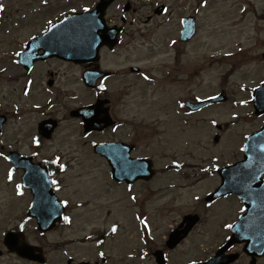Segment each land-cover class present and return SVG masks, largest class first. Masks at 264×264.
Here are the masks:
<instances>
[{"label": "rangeland", "instance_id": "rangeland-1", "mask_svg": "<svg viewBox=\"0 0 264 264\" xmlns=\"http://www.w3.org/2000/svg\"><path fill=\"white\" fill-rule=\"evenodd\" d=\"M42 1L45 0H3L0 4L3 6V12L1 13L2 19H0V21L3 19L6 20L4 26L0 27V61L1 59L9 60H5L3 64H0V71L5 69V72H0L2 73L0 74V110H7V112L11 113L12 106H10V102L19 99V97L18 99L16 98L15 93L8 92L12 87V83H9L8 80H10L13 76L12 73H14V65L11 63V52L16 51L18 45L23 43L27 36L36 32L35 27L39 21L45 20V18L39 17L38 14L41 16V14L48 12L53 15H62L68 13V11L73 12L81 10L88 5V0H46V6L43 5ZM127 1L136 7L141 5L140 0H125V2ZM151 1L152 3L153 1H161L168 4L172 13L171 21L165 24L158 22L157 24L161 25L160 28H157L155 20L141 26V28L146 29L147 32L149 30L152 36L149 37L148 40L144 38V40H140L139 42H130L129 47L131 50L139 48V45L143 48L147 47L146 45H152L153 42L155 45L147 48H160L161 51L164 52L167 40L175 38L174 31L177 26V17L190 10L193 11V5L196 6L197 4L196 0ZM249 1L250 0H213L207 2V6L204 9H199V14L197 16L199 22L198 36L192 40L190 43L191 45L181 50V53H183L181 55V61L177 63L175 60L173 65L175 67L173 73L176 75V80H174L173 83L175 87L166 82L162 83L167 91L169 89L167 95L170 93V90L173 91V89L180 95H196L199 97L223 91L225 96H227V101L222 104V106H215L212 107V109L203 111L200 115H197V118L193 117L194 127L174 129L173 133L175 140L173 144L169 140V130L156 131L159 133V136H154L153 140H150L148 143L145 140L138 142L140 147L139 154L152 155L156 161V168L158 171L172 156H177L179 159L183 158L192 163L201 164V166H204V164H206L205 161L214 155L219 156L222 161L233 159L237 153L236 147L238 145L239 135L246 131L255 130L259 126V121H262V119L253 118L251 116L252 110L250 106L248 108L243 107L242 110H239L237 107L240 106L235 104L238 100H244L248 96L247 86H254V83L264 79V59H256L261 53L263 54L264 51V0ZM243 6L249 10L247 13H240V8ZM148 9L150 8L145 6V8L138 9L135 13L132 12L127 15L135 19L136 23L137 21L142 22L143 19L150 15ZM25 13L29 17V24L20 20V18L25 16ZM49 18H52V16H49ZM16 23H19V26L14 25ZM13 25L14 29H12ZM135 26L136 25L133 24L132 28ZM6 29L11 31L10 36L7 35L6 32L4 33ZM222 48L233 54H238L237 49L243 50V52L246 53L244 55L245 60L240 63L236 58L220 61H210L207 59L210 54L213 55V51ZM21 49L22 48L19 50ZM222 52L224 51H220V53ZM169 53L173 55L174 51H169ZM207 60L209 62H207ZM182 61L185 63L184 66L187 72H191V76L187 73L181 75L180 71H177L178 64H180L182 69ZM199 67H204L203 69L206 71L212 69L213 75L205 76L200 70L199 74L196 76L195 71ZM228 71H230L229 73H231V75L227 74ZM180 78H182L181 81H179ZM73 90L74 92L69 93L72 96L77 94L78 89L73 87ZM136 93L141 94L143 91H138ZM157 94L160 96L163 95L159 92H157ZM46 97L47 95H44L43 99ZM232 101H234L235 107ZM72 102H79V99L72 100ZM136 107L139 108V105L133 106L136 115L135 118H137V114L139 113V111H136ZM233 113L237 114V118H234V121L230 118V115ZM125 117L130 118L131 113H126ZM125 117L122 116L124 119ZM212 118L216 119L218 124L224 127L222 134L218 137L220 141L217 145H215L212 140L215 129H211V125L208 122V120H212ZM32 119H34V117L27 118V121L23 123L22 127L14 121L10 122L6 129L5 136L1 138V144H4L8 149L12 147L11 145H15L16 147L22 144L24 149L29 151L30 136L32 135L30 131V122ZM228 122H230V124H227ZM71 131L72 129L70 132ZM106 137H113L116 139L119 135H106ZM85 140H89V143L93 141V139H87L85 137L53 140L52 143L45 147V152L52 153L56 151V148H60V151L64 154L66 152H74L73 155L76 153L75 156L79 158L80 164L74 163L73 168H78V172H84V184L85 187L87 186L91 189L90 194L97 193L102 189L101 192L103 197L106 195V191L101 188L103 178L98 173H94V171L100 170L101 163L95 164L90 162V159L87 157L84 161L82 156L83 152L87 149V146H84ZM186 141L188 142L187 146ZM170 145H173V148L169 150L167 148ZM203 160L204 162L200 163V161ZM5 169L6 167L0 160V244L3 238V232L17 227V223L20 222L23 216L26 203L24 195L21 198L16 197L13 189L4 182ZM157 181L158 180L151 184V188L154 190L160 186ZM113 193L114 192L111 191L108 193L107 198H102L103 200L99 202L94 213L98 216V214L102 212L100 205L105 204L107 207L110 205L115 213L113 218L122 221L125 228L124 235H126L128 232H131L132 228V219L129 215L130 210L127 208L130 203L127 202V199H125L124 195L120 192L117 194ZM120 213L126 215L127 220L121 219V216H118ZM78 215L74 218V223L69 229V231H74L75 233L68 232L69 234H67V237L81 235L78 233V230L82 235L88 233L89 223L78 222ZM85 224H87V228L83 227ZM24 230L32 242L37 239L34 227L26 224ZM54 235L56 234L49 236V242L56 239L57 236ZM51 254L53 255L52 252ZM14 258L15 257L5 256L1 264H20ZM133 264L137 263L133 262Z\"/></svg>", "mask_w": 264, "mask_h": 264}, {"label": "flooded vegetation", "instance_id": "flooded-vegetation-1", "mask_svg": "<svg viewBox=\"0 0 264 264\" xmlns=\"http://www.w3.org/2000/svg\"><path fill=\"white\" fill-rule=\"evenodd\" d=\"M107 53L106 52H102L101 57L106 56ZM102 62V60H101ZM18 64V63H17ZM16 66L14 67V78H13V82L14 83H19V91H22L24 93H26V95L28 96H34L32 94V90H31V84H36L37 88L41 87L42 85H44L48 91H44L45 94H47V97L49 98L50 96H52V92L51 90L53 88L56 87H60L61 85H64L63 81V77L66 76L67 74H72V75H78V82H80V77L81 74L85 71V70H91L93 64L91 65H85L82 64L81 66L78 65H74L73 63H67L64 61H60L57 60L55 58H48L45 61H38V63H36L33 68L29 71H25L23 69V67L21 66ZM69 66V67H67ZM102 68H104V63L101 65ZM20 70V71H19ZM107 76L104 75L103 77V81H98V86L97 88H94L93 90H89L86 89L84 87L83 84H81L82 88L85 90L86 94H85V100L79 105V106H73L72 108H82L83 106H90L93 105L94 103H96L99 100H103L105 103L104 107L108 108V112L110 114V116L112 117V119L116 120V126L113 129H117L120 128L121 126H119V121L117 116V112H115V107H117L118 105H116V102L114 101V99L112 98V96L108 95L107 92L103 89H99L100 86L103 85V82H107L109 81L108 79H106ZM105 79V80H104ZM31 83V84H30ZM37 96V93H34ZM72 108H70V106L68 104H63L61 105V107H59V111L57 114L61 113L63 116L62 118L65 120L66 117L69 118V112L72 110ZM117 111V110H116ZM51 118V117H47ZM60 118V119H62ZM45 118L41 119V121L43 120H47ZM77 123V128H76V132L79 133L81 136L79 137H95V136H105L109 131H111V129H106L103 133H97L94 131V133H83L81 125H79V121H75ZM112 129V130H113ZM119 131V130H118ZM132 133H136V130H132ZM165 218H168V222L170 221V215L171 212H167L164 211L163 214ZM174 229V227L172 228ZM171 230H169L170 232ZM169 232L167 234H165L161 239V245L162 247L165 248V241H166V237L168 236ZM187 238V237H186ZM186 242V240L184 242L181 243L184 244ZM180 245H178L176 248H178ZM162 247H155V251H164L162 250ZM166 249V248H165ZM153 253V255H154ZM170 253V252H169ZM152 255V253L150 254V256ZM213 254H211L209 257H211ZM208 257V258H209ZM128 258H125L124 260L127 261ZM197 261V260H195ZM244 257H240V259L235 263V264H244ZM94 263H100V264H116L114 262H112V259H109L108 257H105L103 260H101L100 262L98 261H93ZM67 264H70V261H68Z\"/></svg>", "mask_w": 264, "mask_h": 264}, {"label": "snow or ice", "instance_id": "snow-or-ice-1", "mask_svg": "<svg viewBox=\"0 0 264 264\" xmlns=\"http://www.w3.org/2000/svg\"><path fill=\"white\" fill-rule=\"evenodd\" d=\"M45 2H46V0H45ZM205 4H206V0H205ZM0 11H3V6H2V5H0ZM85 11H87V9H85ZM37 143H38V141H37ZM9 179H11V173H9ZM18 187H19V186H18ZM65 220L67 221L68 218L65 217ZM229 227H230V225H229ZM112 231L115 232V231H116V228L113 227ZM100 255L103 256V253H100Z\"/></svg>", "mask_w": 264, "mask_h": 264}]
</instances>
